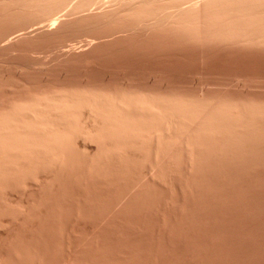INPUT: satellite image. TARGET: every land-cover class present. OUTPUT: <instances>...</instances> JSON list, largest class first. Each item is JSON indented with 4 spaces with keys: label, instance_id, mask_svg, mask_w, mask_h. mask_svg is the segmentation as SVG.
<instances>
[{
    "label": "bare ground",
    "instance_id": "bare-ground-1",
    "mask_svg": "<svg viewBox=\"0 0 264 264\" xmlns=\"http://www.w3.org/2000/svg\"><path fill=\"white\" fill-rule=\"evenodd\" d=\"M0 11L5 13V15L8 12H11V14L15 13L17 17L20 18L16 20L19 23H20L19 20H21V18L23 19V21L26 20V22H24L26 23L25 25H27L26 28H29V27L33 28L32 26L38 25L34 28L36 29V31L37 30L39 31V29L42 31L43 29V30H47V32L54 31L55 33L56 32L63 33L65 32L64 31L65 29L68 30L67 27L71 25L72 23H75V22L77 23V21H82L86 19L94 20L95 22L94 24H92L94 26L96 25V22L97 24L100 23L101 25H99V28L100 26L102 27V33L100 35L99 34L97 36L91 35V37L89 38L88 34L85 31L88 32L89 30H92V29L82 31L83 33L77 32L82 35L84 34V32L85 34H87V37L89 39H87V42H85V45L94 44L93 42H96V41L98 42L102 41V43H104L107 40H112V39L115 40V38L117 39L124 38V39H128L127 41H129V44L131 43L132 46L133 45L136 46V44H140L141 46L142 44L144 46H147V48L148 46H150L151 49L155 46V48L157 49L159 48V50H157L159 52H161L160 49L167 50V48L175 49L182 53L183 51H188L189 53L186 52L188 54H192V52L194 51L193 53L196 54L195 56L198 55L199 51H203L202 52L203 54H205L204 51H208V53L206 52V54H209L210 53L209 51H215L217 52V55L222 54L221 52L218 53V51H225V52L227 51L228 53L229 51H232V54L234 52L238 53V52H243V51L244 53L245 51L246 52L250 51V53L251 51H253L256 54V51L257 52L264 51V0H0ZM61 12L63 13L60 14ZM14 18H16V16ZM9 20L12 23V20L11 19ZM23 21L21 20V22ZM86 21L88 22L89 20H86ZM90 22L92 23L93 21H89V23ZM24 23H22V25ZM80 24L82 23L80 22ZM13 25H15V23H13ZM17 25L18 24H16V27ZM94 26H93V29L95 27L97 28V26L95 27ZM69 27H73V25ZM22 28L23 27H21V29ZM78 28L74 29V31H76ZM82 28L84 30L85 26L81 27L79 30L81 31ZM85 29H88V28H85ZM7 30H6V34H8ZM14 31H17V30H14ZM93 31L91 33H93ZM55 33H53L54 36H55ZM74 33L76 32H73V34ZM66 34L67 33H65V36L72 34V33L70 32L67 35ZM27 35L30 36L29 34ZM33 36H34V33H33ZM59 38H62L61 35L59 36ZM7 39H9L10 41V38H7ZM63 40L65 42V39ZM83 40L80 39V41H83ZM118 40H121V39H118ZM118 40L115 43L116 45L119 44ZM3 41H5L4 38L0 41V44L2 45V46L0 45V47H4L2 44L4 43ZM75 41H73V43L75 44V46H77L76 44L80 41L79 40L78 42L76 41L77 43ZM70 43L73 44L72 41H70ZM107 43H109V41H107ZM123 43H125L124 40H123ZM80 44L82 43L80 42ZM121 44L122 43L120 42V45ZM126 44H128V42H126ZM57 45L58 44H56V46ZM70 45H69V48H70ZM128 45L126 47H128ZM61 46H63L62 43H61ZM88 46L89 45L84 46V47L82 46V47L85 48ZM94 46L92 48H94ZM96 46H97V42H96ZM104 46L107 47V45H104ZM132 46L130 48L131 50L135 48V46L134 47ZM79 48H81L80 45H79ZM92 48L91 50H93ZM115 48L116 47L114 46V49ZM124 48L125 46L123 47V49ZM139 48L141 49V47ZM119 49L121 50V48H118L117 51ZM126 49L127 48H125V50ZM72 50H74V53L77 54L78 52V51L76 52L77 49L76 50L72 49ZM106 50L109 51L108 49ZM136 50L139 51L138 47H136ZM142 50H144L143 52L145 53V49L143 48ZM142 50H140L139 52H142ZM49 51H52V50H49ZM115 51L116 50H114L113 52ZM134 51H132V53L136 52V55L137 53H139L137 51L135 52ZM149 51H150V54L147 51L149 56L150 55L152 56L153 54L154 57L153 56L152 57L154 59L159 53L158 52L157 54H155L156 55L155 56L154 53H156L157 51L156 52L154 51V53H151L153 49ZM167 51H170V50H167ZM122 52L121 53L119 52V54L122 55L123 54ZM170 52H172L171 53L173 54L172 56H174V54L176 55L175 57L177 58L174 57L175 59H178L177 54H179V52L177 54L176 52L174 53L173 50H171ZM115 53H113L112 55H114ZM132 53H131V58L129 57V55L127 56L126 54V58L127 57L130 58V59L127 58L129 59V62L134 59L132 58ZM163 53L165 54V56L166 55L168 56V53L166 52H163ZM182 53L180 54V56L182 55ZM228 53L226 55H228ZM64 54L66 55L67 53H64ZM68 54H69V51H68ZM71 54L73 53H71L70 51L69 55ZM89 54H85V55L87 56ZM159 54L161 55V53ZM159 54H158V57L160 56ZM203 54H201L200 56H202ZM83 55L84 54H82V56ZM99 55L98 57H101ZM107 55H108V52H107ZM121 55H117V56L120 57ZM240 55H242V53ZM140 56H138L137 58H139ZM147 56L146 58H149ZM200 56H197V57L199 58ZM204 56L206 57V55ZM252 56L254 57V55ZM262 56H264V54ZM166 57L163 58L162 56L159 59L162 62V59L166 60L168 58ZM184 57L186 56H183V58ZM245 57L246 56H244L242 60L246 61L245 64H248L247 60L244 59ZM115 58H118V57L115 56ZM122 58H124V60H127L125 58V54H124V57L122 56ZM122 58L121 60L123 61ZM144 58L145 57H142V61ZM151 58L150 60L155 62V60ZM187 58H192V57H186L185 59ZM171 59L172 58L169 57L167 60H171ZM194 59L196 60V58ZM205 59L207 60L208 58H205ZM228 59L229 58H227V60ZM237 59L239 61V58ZM259 59L260 58H258V60ZM227 60L225 59V61ZM254 60L257 61V58L253 59V63H254ZM107 61L108 60H106V63ZM173 61L175 60L173 59ZM180 61H182V58L180 59ZM190 61L191 60H189L188 62ZM199 61L200 59L198 60L197 63H202ZM216 61H214L215 64H216ZM221 61H223V59ZM84 62H82V64H84ZM124 62L126 64V61ZM134 62L135 61H133L132 63L133 66L135 64ZM258 62L260 63V61ZM112 63L115 65L117 64L116 66H118V62L115 63L113 61ZM157 63L160 64L158 61ZM177 63H179V61ZM191 63L194 65H197V63L195 64L193 63V61ZM228 63H230V61H228ZM89 64H90L89 66L92 67L93 63L92 64L89 63ZM142 64L140 66H142ZM105 65L106 64H104L103 66ZM109 65L110 64H108V67H110ZM163 65H165V63ZM222 65H224L223 62H222ZM236 65L241 66L242 64L240 63ZM94 66H96V64H94ZM87 67H85V69H87ZM144 67H145V63H144ZM144 67H142V69H144ZM89 69L90 68L88 67V71ZM120 69H121V66H120ZM120 69L119 70L116 69V70L120 71ZM88 71L86 72L88 73ZM75 72H77L76 69H75ZM75 72L73 71V73ZM131 72L127 74H131ZM133 72L134 74H136V72L138 71L135 70ZM89 73L94 74L91 72ZM68 74L66 75V77L68 76ZM80 74H82V71ZM140 75H138L137 77H139ZM100 76L102 75H99V77ZM117 76H118V73H117ZM133 76L134 75L132 74V76L130 75L129 78H127V75H126V78L125 79L123 78L124 80H122L121 83H120V80L118 81V77H117V80L114 79L118 81L117 83H104L102 82L103 77L106 78L104 74L102 78L100 79L101 80L100 82L102 84L97 83V82L89 83L91 79L90 75H89L90 79L86 80V81H89L87 84H81L82 82L77 84L76 82L78 81L74 82V80H76V77H74L75 79L74 80L72 79L74 83L72 84H68L71 81L67 83L68 85H66L65 83H64L65 85H62V83L60 84L59 82H57L61 86L59 84H58L59 86H56L55 84L54 86H51L50 85L51 83H50L49 84L50 86L47 87L44 84L42 88L39 87L41 88L39 90L34 88L36 89V91H33V92L28 91L29 93H26V94L24 93L23 95L19 94L20 96L16 95V96H13V98H11L12 96L10 94V97L8 96V98L10 99H8L7 101H3V102L0 101V239H2L1 244H0V264H46V262H48V257L50 256V250H51L50 247L54 245L55 243H63V244L68 245L69 243L67 242H69L70 239L74 235L75 237H77L79 244H81V246H79L78 248L82 247V243L84 245L85 244L84 242H86L91 237L87 236L88 234L86 236L83 235L84 233L82 235H79L78 237V234L76 233V231H72L74 229L71 228V229H68L70 231H65L66 226L63 225L65 223L64 220L66 218H69L70 215L76 221L78 220L81 221L80 218H82L84 215L83 206L87 199L82 197L80 195L81 193L79 194L77 192L79 188L81 187V185H85V187L87 188H90L95 184L101 185L102 179L105 182L106 181L115 182L117 179L123 182L125 189L121 191L119 190L120 193L116 197V200L113 201V206H111V208L113 207V209H110L111 211L113 210L118 211L120 209L119 211L121 213V210L123 208L124 209L128 208L131 204L139 203V202L146 203L147 200H148V203H150V201L153 199L155 195L160 196L161 195L160 193L162 192L166 193L167 191L170 192V195H169V192L166 193L168 195L166 197L170 198L171 200V202L170 201L169 202L171 204V207L173 208L172 210L178 211V209H184L183 204L185 201H187L189 194H195L201 197V199L205 197V201H206V197L208 195L214 196L215 191L221 187V184L223 183V181L221 180L227 179L231 175L234 176L235 174H242L251 169H257L260 167H264V96H256V94L251 95L248 93L241 94V95L240 94L233 95L229 93L220 94L219 91L218 93H210L211 91L210 92L207 91L206 90L207 88L205 89V91L207 92H205L203 88L202 90L204 92L201 93L202 91L198 92L199 90L189 91L188 89L184 90V88L182 89L179 88L180 86L176 87V86H173L172 84L171 86L167 84L166 82H165L166 84H164L163 82L164 80L162 79L163 81H161L157 79L158 77L156 75H155L156 77L153 76L154 77L153 81H156L157 83L151 82V81L150 82L145 81V79H144V82L142 81L137 82L138 80L140 81V78H137V81L133 82L136 79L135 76H134L135 78L134 80L130 79ZM69 77H70V74H69ZM69 77L67 78L70 79L71 77L70 78ZM111 78H114V76L112 77L109 76V78L106 80H109ZM115 78H116V75H115ZM160 81L163 83H161ZM173 84H175V82ZM37 85L40 86V84H37ZM250 91L251 90H249V92ZM256 92H259V91H256ZM263 94L264 92L262 93V95ZM2 98L4 99V97ZM92 145H94L95 147ZM90 146L94 148H91ZM248 174H245V175H248ZM242 181L240 182L242 183ZM67 182H70L71 186L68 187ZM67 191H71L73 193V196L69 200V202L72 201L73 203L76 202L77 204V207L72 209V211H69L68 204L65 205L67 203V199H66L67 197L65 196ZM244 192L245 191H243V193ZM164 193H162V195ZM25 196L28 197V199H25ZM263 197L264 196L262 195V198ZM217 201L219 200L217 199ZM236 201H237V198H236ZM239 201L240 199L238 200V203ZM180 202H183V204L181 203L183 206H180ZM229 202L231 203L232 201L229 200ZM98 203L100 204V202ZM148 203H147V206L149 205ZM74 206H75V203H74ZM137 207H139V205ZM143 212L145 211H142V213ZM195 212H196V209H195ZM253 214L255 215V213ZM261 214H264V211ZM177 216H175V218ZM178 218H176V220ZM194 218H197V217H194ZM113 219H115V216ZM235 219H233V221ZM74 220H73V223L75 222ZM84 221L86 222V220ZM161 221L164 222L163 220ZM89 223L87 224L89 225ZM142 223L143 222L141 221L140 224ZM150 224H152V222ZM203 226H206V225H203ZM207 226H209V224ZM78 227L79 226H77V228ZM90 228H93V226ZM116 228L117 227L115 226V230H117ZM151 228L152 227H150L149 230L153 231V229ZM175 228L177 229V227ZM179 228H181V226ZM192 228H194V226ZM94 229L95 227L92 230ZM103 229L101 231L105 234L104 232L105 229L104 231ZM133 230L136 231L135 228ZM212 230H215V229L213 228ZM158 232H161V230ZM158 232H156V234ZM111 233H113V231ZM215 233L217 232L215 231ZM144 234L147 235L146 233ZM174 234H175V231H174ZM221 234H222V231H221ZM91 235L93 236V234ZM239 235H236V236H239ZM114 236L116 237V235ZM203 237H205L204 234H203ZM239 237L240 239H242L241 236ZM72 239L76 240V238H72ZM92 239L94 240V238H91V240H88V241H92ZM176 239H177V236H176ZM185 239L186 238L183 239V242ZM101 240H104V239H101ZM126 240L128 239L126 238ZM222 240L223 239H221V241ZM245 240H246V236H245ZM255 240L257 241V239ZM111 241L113 240L111 239ZM74 243H71V244H74ZM132 243L134 244V242ZM169 243H171V240ZM173 244L174 243L172 242L171 245ZM192 245H195V244H192ZM71 247L73 248L72 245ZM165 247L166 246H164V248ZM218 247H221V246L218 245ZM186 248L188 249V247ZM118 249L120 250V248ZM139 249H136V250H139ZM208 249H210V247ZM73 251L74 249L72 250L69 249V251L67 252V255L65 256V259L63 260L64 261L63 264H84L83 262L85 261H83V257L82 258H73V257L71 258V256H74L72 255ZM76 251L75 252L77 254H80L78 253V250ZM177 252H174V255ZM206 253H208V251ZM92 255L93 254H91L90 256ZM216 255L218 256L219 254H216ZM214 259L212 261H214Z\"/></svg>",
    "mask_w": 264,
    "mask_h": 264
},
{
    "label": "rangeland",
    "instance_id": "rangeland-1",
    "mask_svg": "<svg viewBox=\"0 0 264 264\" xmlns=\"http://www.w3.org/2000/svg\"><path fill=\"white\" fill-rule=\"evenodd\" d=\"M0 41L4 38L5 41H3L4 43L3 46L4 47H0V101L3 102V101H7L8 99V96L10 97V94H11V98H13V96H20V95H23L24 93H29V92H33V91H36L41 89L42 86L45 84L47 87L48 86H54V84L56 86H59L61 83L62 85H68V84H72L76 81L77 84L81 83V84H87L89 81H86V80H89V75L91 77L90 79V82L89 83H101L100 79L102 78V76L105 74L106 78L103 77V80L102 82L104 83H117L119 80H120V83L122 80H124L126 78V75H127V78H129V76L132 74L135 76L130 78V79H135L133 82H136L137 81V78H140V81L138 80L137 82H144V79L145 81H151V82H155L157 83L156 81H153L154 80V77H158L157 79L161 80L164 82V84H169V85H173V86H176V87H179V88H184V90H189V91H202L201 93H203L205 91V89L207 91H211L210 93H219L220 94H251V95H255L256 96H264V94L262 95V93L264 92V56H262L264 54V51H256V54L251 51H244L243 52H234L236 54L233 53L232 54V51H229V53L226 51H218V53H222L221 55H217V52L215 51H209L210 53L209 54H206V52L208 53V51H204L205 54H203L202 52L203 51H199L201 54H203L202 56H200L201 54L198 52V55L197 56H200L199 58L197 56H195L196 54H194L192 51V54H188L189 52L188 51H183L182 52H179L175 49H168L167 50H173V52L175 53L176 51V54L179 52L178 55V59H175L177 57H175L176 55L174 54V56H172L173 54H171L172 52L170 51H167V50H161V52L157 51L159 50V48H155V46L152 48L153 51L151 53H154V51L157 54L158 52L161 53V55L158 57V54L157 56L155 57V59L153 58V54L152 56L150 54V51L149 50H152L150 46H144L141 44H136L132 46V44L130 43L129 44V41H127L128 39H122V38H118V39H121V40H118L117 38L112 39V40H107L109 41V43H107V41H103L104 43H102V41L97 42V46H96V42H93L94 44H87L89 45L88 47H85L83 48L84 46H87L85 45V42H87V39H89L92 36H97L98 34L100 35L102 33V27L100 26L99 28V25H101L100 23L97 24L96 22V25L97 28L92 25L94 24V20H91V19H86V20H89V21H93L92 23L89 21L87 22L86 20H82V21H77V23H72L71 25L69 26H72L74 27V29L78 28V27H84L85 28H88V29H85L83 30V28L81 29V31L79 30L80 28H78L76 31H74L73 27H67L68 30H64L65 32H54V31H48L47 30H43V33L42 31L39 29V31L37 32L36 29H34L36 26L38 25H34L32 26L33 28L29 27V28H26L27 25H25L26 23V20L23 21V19L21 18V20L23 22L20 21V23L16 20L20 19L17 17V15L15 13H12L11 12H8L6 13H3L2 11H0ZM63 12H61L60 14H62ZM59 14V15H60ZM3 15V16H2ZM9 15V16H8ZM2 16V17H1ZM16 16V18L14 17ZM5 17V19H4ZM10 17V18H8ZM7 18V19H6ZM15 20H14V19ZM12 20V23L10 22V20ZM9 22H7V21ZM3 21V22H2ZM85 21V22H84ZM80 22L82 24H80ZM11 23V24H10ZM13 23H15V25H13ZM22 23H24L22 25ZM89 23V24H87ZM16 24L17 27H16ZM75 24V25H74ZM78 24V25H77ZM84 24V25H83ZM9 25V26H8ZM90 28H89V26ZM92 25V26H91ZM7 26V27H6ZM78 26V27H77ZM87 26V27H86ZM93 26L95 27L93 29ZM16 27V28H15ZM21 27H23L21 29ZM92 27V28H91ZM8 28V30H7ZM20 30H19V29ZM70 28V29H69ZM89 29H92V30H89ZM96 29V30H95ZM98 29V30H97ZM6 30H7V33L6 34ZM11 30V31H10ZM14 30H17V31H14ZM22 30V31H21ZM29 30V31H28ZM33 32H32V31ZM71 30V31H69ZM76 32L73 34V32ZM85 30H89L88 32L85 31ZM94 30V31H93ZM25 31V33H24ZM41 31V32H40ZM68 31V32H67ZM82 31H85L87 34H88V37H87V34H80V33H83ZM93 31V33H91ZM98 31V32H97ZM31 32V33H30ZM37 32V33H36ZM72 33V34H69L67 35L68 33ZM77 32H80V33H77ZM90 32V34H89ZM95 32V33H94ZM14 33V34H13ZM33 33H34V36H33ZM49 33V34H48ZM55 33V36L54 34ZM65 33H67L65 36ZM23 34V35H22ZM27 34H29L30 36H28ZM43 34V35H42ZM48 34V35H47ZM76 34V35H75ZM22 35V36H21ZM32 35V36H31ZM50 35V36H49ZM53 35V36H52ZM61 35L62 38H59V36ZM63 35V36H62ZM78 35V36H77ZM82 35V37H81ZM8 36V37H7ZM11 36V37H10ZM25 36V37H24ZM38 36V37H37ZM48 36V37H47ZM60 40H58L57 38ZM70 36V38H69ZM85 36V37H84ZM44 37V38H43ZM47 37V38H46ZM52 37V38H51ZM55 37V38H54ZM72 37V38H71ZM81 37V38H79ZM84 37V38H83ZM7 38H10V41L9 39ZM35 38V39H34ZM42 40H41V39ZM79 38V39H78ZM13 39V40H11ZM44 39V40H43ZM65 39V42L64 40ZM80 39H84L83 41H80ZM118 40L119 44L116 45V41ZM69 40V41H68ZM78 42V40L82 43L80 44V42ZM123 40L125 43H123ZM10 43H8V42ZM49 41V42H48ZM52 41V42H51ZM60 43H59V42ZM70 41H75L77 44V46H75V44H71ZM51 42V43H50ZM55 42V43H53ZM68 42V43H67ZM117 42V43H118ZM120 42L122 43L120 45ZM126 42H128L129 45H131L132 47L135 46V48H133L135 51L136 50V47H138V50H142L143 48L145 49V53L143 52L144 50H142V52H139L137 53L136 55V52L131 48V46H129L128 44H126ZM61 43L63 46H61ZM84 43V44H83ZM107 43V44H105ZM55 44V45H54ZM56 44H58L56 46ZM68 46H67V45ZM71 44V45H70ZM100 44V45H98ZM102 44V45H101ZM112 44V45H111ZM116 47L114 49V46ZM1 45V44H0ZM69 45H70V48H69ZM75 47H74V46ZM79 45L81 46V48H79ZM95 45V46H94ZM104 45H107V47H105ZM128 45V47H126ZM2 46V45H1ZM59 46V47H58ZM83 46V47H82ZM94 46V48H92ZM119 46V47H118ZM125 46V48H127L125 50V48L123 49V47ZM143 46V47H142ZM55 47V48H54ZM61 47V48H60ZM67 47V48H66ZM98 47V49H97ZM141 47V49L139 48ZM54 48V49H53ZM59 48V49H57ZM65 48V49H64ZM91 48L93 50H91ZM105 48V49H104ZM110 48V49H109ZM118 48H121V50L119 49L118 51L121 53L122 51V55L119 54V52L117 51ZM63 49V50H62ZM69 49V50H68ZM71 49V50H70ZM72 49H77L76 52L77 54L74 53V50ZM106 49H108L109 51H107ZM130 49V50H128ZM49 50H52V51H49ZM54 50V51H53ZM63 52H61V51ZM101 50V51H100ZM111 50V51H110ZM114 50H116L115 52H113ZM125 50V51H124ZM128 50V51H127ZM67 51V52H66ZM68 51H69V54H70V51L71 55L68 54ZM73 51V52H72ZM99 51V52H98ZM104 51V53H103ZM106 51V52H105ZM132 51H134L135 53H132ZM149 54H148V52ZM170 52L168 53V58H172L171 60H167L168 58L165 56V54L163 52ZM41 52V53H40ZM87 52V53H86ZM107 52H108V55H107ZM118 52V53H117ZM127 52V53H125ZM147 52V53H146ZM188 52V53H186ZM197 52V51H196ZM195 52V53H196ZM215 52V53H214ZM250 54H249V53ZM60 53V55H59ZM64 53H67L66 55ZM79 53V54H78ZM81 53V55H80ZM90 53V54H89ZM95 55H94V54ZM100 53V55H99ZM113 53H115L114 55H112ZM131 53H132V58L136 59L138 56L141 55L142 53V57H145L144 60L142 61V57L140 56L139 58H137L136 60H131L129 62V59L131 58ZM182 53V55L180 56V54ZM188 55H186V54ZM224 53V54H223ZM228 53V55H226ZM242 53V55H240ZM244 53V54H243ZM259 53V54H257ZM82 54H84V58L82 56ZM85 54H89V55H85ZM101 56V57H98V55ZM124 54H125V58H126V54L127 56L129 55V59L127 60H124V58H122V56L124 57ZM135 54V56H134ZM140 54V55H139ZM145 54V55H144ZM148 54V56H147ZM164 54V55H163ZM171 54V55H169ZM200 54V55H199ZM212 54V55H211ZM231 54V55H230ZM238 54V55H237ZM57 55V56H56ZM76 55V56H75ZM94 55V56H92ZM105 55V56H104ZM110 55V56H109ZM117 55H121L120 57L123 59V61L121 60V58ZM206 55V57L204 56ZM209 55V57H208ZM251 55V56H250ZM254 55V57L252 56ZM262 58H261V56ZM78 56V57H77ZM114 56V57H113ZM118 57V58H115ZM149 57V58H146ZM163 56V58H167L166 60H163L162 59V62L159 58H161ZM172 56V57H171ZM183 56H186V57H192V58H187L185 59L186 57L183 58ZM208 58L207 60L204 58ZM219 56V57H218ZM222 56V57H220ZM246 56L244 59L247 60V63L249 64H245L246 61H243V57ZM249 56V57H247ZM257 56V57H256ZM61 57V58H60ZM69 57V59H68ZM88 57V58H87ZM96 57V58H94ZM110 59H109V58ZM152 57V58H151ZM175 57V58H174ZM182 58V61H180V59ZM236 57V58H235ZM242 57V58H240ZM66 58V59H65ZM99 58V59H98ZM102 58V59H101ZM113 58V59H112ZM120 58V59H119ZM151 59H154V61L150 60ZM196 58V60L200 59L199 62H202V63H197L196 60L194 59ZM204 58V60H203ZM210 58V59H209ZM219 58V59H218ZM223 61H221L222 59ZM227 58H229L227 60ZM239 58V61L238 59ZM252 58V59H251ZM257 58V61L254 60V63H253V59H256ZM258 58H260L258 60ZM57 59V60H56ZM91 59V61H90ZM93 59V60H92ZM96 59V60H95ZM105 62H104V60ZM118 59V61H117ZM139 59V60H138ZM141 59V61H140ZM160 61H159V60ZM173 59L175 61H173ZM185 59V61H184ZM193 59V60H192ZM225 59L227 61H225ZM233 59V60H232ZM237 59V60H236ZM263 59V60H262ZM59 60V61H58ZM66 62H65V61ZM103 60V61H101ZM106 60H111L112 62L114 61L115 63L118 62V66H116L115 64H113L111 61H107L106 63ZM121 60V61H119ZM148 60V61H147ZM189 60H191L190 62H188ZM213 60V61H212ZM218 60V61H216ZM262 60V61H261ZM86 63H85V62ZM89 61V62H88ZM96 61V62H95ZM99 61V62H98ZM126 61V65L125 62ZM133 61H135L134 63V66H133ZM139 61V62H138ZM157 61L161 64H158ZM165 61V62H164ZM179 61V63L177 62ZM193 61V63H197V65H194L192 64L191 62ZM207 61V62H206ZM214 61H216V64L214 63ZM228 61H230V63H228ZM238 61V62H237ZM243 61V62H242ZM258 61L263 62V63H259ZM61 62V63H59ZM82 62H84V64H82ZM88 62V63H87ZM98 62V64H97ZM102 62V63H101ZM104 62V63H103ZM124 62V63H122ZM138 62V63H137ZM143 62V64H142ZM148 62V63H147ZM151 62V63H150ZM169 62V63H168ZM172 62V63H171ZM183 62V63H182ZM188 62V63H187ZM205 62V63H204ZM221 62V64H220ZM222 62L224 65H222ZM225 62V63H224ZM235 62V63H234ZM65 63V64H63ZM89 63H93L92 67L89 66L90 64ZM115 66H113L112 64ZM120 63V65H119ZM144 63H145V67H144ZM154 63V64H153ZM165 63V65H163ZM176 63V64H174ZM242 64L241 66L240 65H236V64ZM244 63V64H243ZM252 63V64H251ZM87 64V65H86ZM94 64H96V66H94ZM101 66H100V65ZM104 64L106 65L103 66ZM108 64H110L108 67ZM125 64V66H124ZM130 64V66H129ZM137 64V66H136ZM142 64V66H140ZM180 64V66H179ZM220 64V65H219ZM228 64V65H226ZM236 66H234V65ZM251 64V65H250ZM60 65V66H59ZM98 65V66H97ZM182 65V66H181ZM231 65V66H230ZM233 65V66H232ZM68 66V67H67ZM83 66V67H82ZM90 68L89 71H88V67ZM94 66V67H93ZM120 66H121V69H120ZM129 66V67H127ZM239 66V67H238ZM70 67V69H69ZM85 67H87V69H85ZM124 70H123V68ZM135 67V69H134ZM137 67V68H136ZM142 67H144V69H142ZM94 68V69H93ZM108 68V69H107ZM110 68V70H109ZM129 68V70H128ZM131 68V69H130ZM140 68V69H139ZM69 69V70H68ZM72 69V70H71ZM75 69L77 70V72H75ZM79 69V70H78ZM93 71H92V70ZM120 69V71H117V70ZM126 69V70H125ZM142 69V70H141ZM68 70V71H67ZM91 70V71H90ZM138 71L136 72V74H134L133 71ZM71 71V73H70ZM73 71L76 73H73ZM82 71V74H80ZM85 71V72H84ZM86 71L91 72V73H94V74H88ZM123 71V72H121ZM128 71V72H127ZM131 74H127V73H130ZM79 72V73H78ZM121 72V73H120ZM70 74V77H69V74ZM117 73H118V76H117ZM120 73V74H119ZM68 74L67 77H69L70 79H68L66 77V75ZM74 74V75H72ZM84 74V75H83ZM97 74V76H96ZM110 74V75H108ZM141 74V75H140ZM156 76H155V75ZM79 75V76H78ZM88 75V77H87ZM99 75H102L99 77ZM115 75H116V78H115ZM138 75H140L139 77H137ZM73 76V77H72ZM82 76V77H81ZM84 76V77H83ZM108 76V77H107ZM112 76H114V78H111L109 80H106ZM120 76V77H119ZM124 76V77H123ZM143 76V78H142ZM154 76V77H153ZM76 77V80H74ZM98 79H97V78ZM117 77H118V81L117 80ZM147 77V78H146ZM57 78V79H56ZM79 78V79H78ZM94 78V79H92ZM124 78V79H123ZM142 78V79H141ZM49 82H48V80ZM63 79V80H62ZM68 79V81H67ZM74 82H73V80ZM83 79V80H82ZM99 81H97V80ZM116 79V80H114ZM148 79V80H147ZM151 79V80H149ZM163 79V80H162ZM47 80V81H46ZM58 80V81H56ZM82 80V81H81ZM85 80V81H84ZM93 80V81H92ZM45 81V82H44ZM71 81V82H69ZM95 81V82H94ZM108 81V82H107ZM115 81V82H114ZM160 81V82H161ZM175 84H173L174 82ZM47 82V83H46ZM55 82V83H54ZM59 82V83H57ZM69 82V83H68ZM161 82V83H163ZM166 82V83H165ZM51 83V84H50ZM57 83V84H56ZM65 83V84H64ZM68 83V84H67ZM37 84H40V86H38ZM50 84V85H49ZM59 84V85H58ZM102 84V83H101ZM180 84V85H179ZM171 85V86H172ZM35 86V87H34ZM44 86V87H46ZM61 86V85H60ZM184 86V87H183ZM41 87V88H39ZM43 87V88H44ZM187 87V88H185ZM36 88V89H34ZM191 88V89H190ZM204 88V91L202 90ZM219 88V89H218ZM28 89V90H27ZM194 89V90H193ZM201 89V90H200ZM212 89V90H211ZM214 89V90H213ZM217 89V90H216ZM222 91H221V90ZM225 89V90H224ZM228 89V90H227ZM31 90V91H30ZM216 90V91H215ZM232 90V91H231ZM248 90V91H247ZM249 90H251L249 92ZM22 91V92H21ZM29 91V92H28ZM205 91V92H207ZM225 91V92H224ZM237 91V92H235ZM256 91H259V92H256ZM208 92V93H209ZM235 92V93H234ZM239 92V93H238ZM246 92V93H244ZM252 92V93H251ZM256 92V93H255ZM262 92V93H261ZM254 93V94H253ZM261 93V94H260ZM20 94V95H19ZM6 96V98H5ZM2 97H4V100ZM94 146V145H92ZM90 146L91 148H94ZM263 168V169H262ZM254 170V171H253ZM263 171V173H262ZM249 173V174H248ZM245 174H248V175H245ZM252 175V176H251ZM242 176V177H241ZM254 176V177H253ZM248 177V178H247ZM264 167H260V168H257V169H251L245 173H242V174H235L234 176L231 175L229 178L227 179H224V180H221L223 181V183L221 184V187L215 191V194H218L216 195L215 197L213 195H208L206 197V201H205V197H203L201 199V197L195 195V194H189V197L187 199V201L184 202H180V206H183L184 209H178L177 210H172L173 208L171 207V200L170 198L166 197L168 196L166 193L169 192L167 191L166 193H164L162 195V193H160L161 195H155L153 197V199L150 201V203H148V200L146 201V203H134V204H131L128 208H123L121 210V213H120V209L117 211H111L110 209H113V207L111 208V206H113V201L116 200V197L118 196V194L120 193L121 190L125 189L124 188V183L119 181L118 179L115 181V182H105L103 181L102 179V184H95L93 185L92 187L90 188H87L85 187V185H81V187L79 188V190L77 191L82 197L86 198V202L84 204V215L81 219V221H76L74 220L71 215L69 218H66L64 220V226L65 227V231H70L68 229H74L72 231H76V233L78 234V237L79 235H87V236H90L91 238H94V240L92 239V241H88V240H91V238H89L86 242H84L85 246L83 245L82 243V247L78 248L79 246H81V244H79V241L77 239V237H75V235L72 237V238H76V240H73L72 238L70 239L68 245L67 244H63V243H55L54 245H52L50 247V256L48 257V262H46V264H63L64 263V259H65V256L67 255V252L69 251V249H74V251L72 252V255L74 256H71V258H82L83 257V262L84 264H264V214H261L263 213L264 211V197L262 198V195L264 196ZM232 178V179H231ZM238 179V180H237ZM240 179V180H239ZM247 179V180H246ZM230 180V181H229ZM244 183H243V181ZM257 180V182H256ZM242 181V183L240 182ZM234 184H233V183ZM118 183V185H117ZM228 185H226V184ZM237 183V184H236ZM262 183V184H261ZM67 186H71L70 182H67ZM123 184V185H122ZM224 184V186H223ZM256 184V185H255ZM97 185V186H96ZM231 185V186H230ZM247 185V186H246ZM250 185V186H249ZM116 186V187H115ZM230 186V187H229ZM102 187V189H101ZM83 188V189H82ZM222 188V189H221ZM233 188V189H232ZM252 188V189H251ZM263 188V189H262ZM244 189V190H243ZM85 190V191H84ZM90 190V191H89ZM100 190V191H99ZM115 190V191H114ZM120 190V191H119ZM237 190V191H236ZM239 190V191H238ZM249 190V192H248ZM254 190V191H253ZM97 191V193H96ZM164 191V190H163ZM166 191V190H165ZM236 191V192H235ZM242 191V192H241ZM243 191H245L243 193ZM69 192V193H68ZM76 192V193H77ZM86 192V193H85ZM242 194H240V193ZM248 192V193H247ZM255 192V193H254ZM85 193V194H84ZM110 193V194H109ZM234 193V194H233ZM237 193V194H236ZM114 194V195H113ZM233 194V195H232ZM244 194V195H243ZM247 194V195H246ZM256 194V195H254ZM169 195H170V192H169ZM192 195V196H190ZM240 195V197H239ZM261 195V196H260ZM65 196L67 197V203L65 205L68 204L69 206V211H72V209H74L75 207H77V204L76 202L75 203V206H74V203L72 201L69 202V200L72 198L73 196V193L71 191H67ZM91 196V197H90ZM235 196V197H234ZM244 196V197H242ZM251 196V197H249ZM256 196V197H255ZM197 197V198H196ZM242 197V198H241ZM250 199H249V198ZM158 198V199H157ZM168 198V199H166ZM192 198V199H191ZM201 200H200V199ZM208 198V199H207ZM211 198V200H210ZM227 198V199H226ZM236 198H237V201H236ZM25 199H28V197L25 196ZM162 199V200H160ZM217 199L219 201H217ZM232 201L231 203L229 202V200ZM234 199V200H233ZM240 199L239 203H238V200ZM247 199V200H245ZM155 200V201H154ZM160 200V201H159ZM164 200V201H163ZM214 200V201H213ZM222 200V201H221ZM227 202H225V201ZM243 200V202H242ZM249 200V201H248ZM252 200V201H251ZM112 201V202H111ZM163 201V202H162ZM168 201V202H167ZM170 201V202H169ZM245 201V202H244ZM255 201V203H254ZM100 202V204L98 203ZM162 202V203H161ZM207 202V203H206ZM214 204H213V203ZM220 202V203H219ZM250 202V203H249ZM97 203V204H96ZM147 203L149 204L147 206ZM156 203V204H155ZM161 203V204H160ZM167 206H166V204ZM183 205H182V204ZM186 203V204H185ZM235 203V204H234ZM238 203V204H237ZM252 203V204H251ZM261 203V204H260ZM96 204V205H95ZM102 204V205H101ZM159 204V205H158ZM165 206H164V205ZM196 204V205H195ZM225 204V205H224ZM228 204V205H227ZM231 204V205H230ZM237 204V205H236ZM246 204V205H245ZM88 205V206H87ZM136 205V206H134ZM139 205V207H137ZM157 205V206H156ZM170 205V206H169ZM195 205V206H194ZM208 205V206H207ZM211 205V206H210ZM236 205V206H235ZM242 205V206H241ZM255 205V207H254ZM259 205V206H258ZM93 206V207H92ZM156 206V207H155ZM213 206V207H212ZM230 206V207H229ZM238 206V207H237ZM134 207V208H133ZM143 207V208H142ZM148 207V208H147ZM171 207V208H170ZM201 207V208H200ZM219 207V208H218ZM237 207V208H236ZM252 209H251V208ZM259 207V208H258ZM87 208V209H86ZM137 208V209H136ZM150 208V209H149ZM164 208V209H163ZM191 208V209H190ZM239 208V209H238ZM146 209V210H145ZM159 209V210H158ZM195 209H196V212H195ZM234 209V210H233ZM238 209V210H236ZM241 209V210H240ZM106 210V212H105ZM124 210V212H123ZM127 210V211H126ZM138 212H136V211ZM145 211L142 213V211ZM150 210V211H149ZM162 210V211H161ZM166 210V211H165ZM172 210V211H171ZM205 210V211H204ZM207 210V212H206ZM258 210V211H257ZM263 210V211H262ZM133 211V212H132ZM147 211V212H146ZM156 211V212H155ZM174 211V212H173ZM189 211V212H188ZM231 211V213H230ZM233 211V212H232ZM246 211V212H245ZM249 211V212H248ZM87 212V213H86ZM102 212V213H101ZM118 212V213H117ZM153 212V213H152ZM159 212V213H158ZM171 212V213H170ZM180 212V213H179ZM205 212V213H204ZM240 212V213H239ZM107 213V214H106ZM112 213V214H111ZM120 213V214H119ZM134 213V214H133ZM151 213V214H150ZM177 213V214H176ZM186 213V214H185ZM191 213V214H190ZM194 213V214H193ZM208 213V214H206ZM228 213V214H226ZM248 213V214H247ZM255 213V215L253 214ZM88 214V216H87ZM102 214V215H101ZM112 216H111V215ZM115 214V215H114ZM122 214V215H121ZM128 214V215H127ZM137 214V215H136ZM146 214V215H145ZM155 214V215H154ZM182 214V215H181ZM210 214V215H209ZM214 214V215H213ZM216 214V216H215ZM219 214V215H218ZM247 214V215H245ZM99 215V216H98ZM108 215V216H107ZM132 217H131V216ZM168 215V216H167ZM178 215V216H177ZM181 215V216H180ZM192 215V216H191ZM222 215V216H221ZM236 215V216H235ZM249 215V217H248ZM94 216V217H93ZM115 216V219H113ZM121 218H119V217ZM141 218H140V217ZM148 216V217H147ZM157 216V217H156ZM164 216V217H163ZM171 216V217H169ZM174 216V217H173ZM175 216H177L176 218H178L176 220ZM197 217V218H194V217ZM202 216V218H201ZM208 216V217H207ZM232 216V217H231ZM241 216V217H240ZM86 217V218H85ZM104 219H103V218ZM108 217V218H107ZM110 217V218H109ZM113 217V218H112ZM123 217V219H122ZM134 217V218H133ZM136 217V218H135ZM138 217V218H137ZM146 217V218H145ZM154 217V218H153ZM215 217V218H214ZM238 217V218H237ZM260 217V218H258ZM85 218V219H84ZM93 220H91V219ZM97 218V219H96ZM117 218V219H116ZM170 220H168V219ZM231 218V219H230ZM236 218V219H235ZM254 218V219H253ZM68 219V220H67ZM107 219V220H106ZM120 219V220H119ZM126 219V220H125ZM128 219V221H127ZM140 219V220H139ZM149 219V220H148ZM219 219V220H217ZM226 219V220H225ZM233 219H235L233 221ZM240 219V220H239ZM244 219V220H243ZM251 219V220H250ZM253 219V221H252ZM70 220V221H69ZM73 220L75 221L73 223ZM83 220V221H82ZM86 220V222L84 221ZM99 220V221H98ZM135 222H134V221ZM154 220V221H153ZM161 220H163L164 222H162ZM168 220V221H166ZM176 220V221H175ZM184 220V221H183ZM196 220V221H195ZM202 220V221H201ZM206 220V221H204ZM216 220V221H215ZM67 221V222H66ZM97 221V222H96ZM102 221V222H101ZM107 221V222H106ZM125 221V222H124ZM138 221V222H137ZM141 221L143 222L142 224ZM152 224H150L151 222ZM173 221V222H171ZM190 221V222H189ZM209 221V222H208ZM218 221V222H217ZM223 221V223H222ZM240 221V222H239ZM256 221V222H255ZM70 222V223H69ZM90 222V223H89ZM95 222V223H94ZM123 224H122V223ZM133 222V223H132ZM166 222V223H165ZM183 222V223H182ZM187 222V223H186ZM217 222V223H216ZM243 222V223H242ZM258 222V223H257ZM261 222V223H259ZM89 223V225L87 224ZM103 223V224H102ZM126 223V224H125ZM140 225H139V224ZM149 225H148V224ZM176 223V224H175ZM191 223V224H190ZM194 223V224H193ZM206 223V224H205ZM229 223V224H228ZM232 223V224H230ZM238 223V224H237ZM73 224V225H72ZM80 224V225H79ZM102 224V225H100ZM110 224V225H109ZM113 224V226H112ZM121 224V225H120ZM136 224V225H135ZM162 224V225H161ZM198 224V225H197ZM209 224V226H207ZM215 224V226H214ZM223 224V225H222ZM227 224V225H225ZM235 224V225H233ZM240 224V226H239ZM251 227H250V225ZM260 224V225H259ZM75 225V226H74ZM87 225V226H86ZM98 225V226H97ZM100 225V226H99ZM157 227H155V226ZM162 227H160V226ZM171 225V226H170ZM179 225V226H178ZM187 225V226H186ZM203 225H206V226H203ZM212 225V226H211ZM231 225V226H230ZM248 225V226H247ZM253 225V226H252ZM262 225V226H261ZM70 226V227H69ZM74 228H73V227ZM77 226H79L77 228ZM83 228H82V227ZM93 228L95 227L94 230H92L93 228H90L92 227ZM115 226L117 227L115 230ZM123 226V227H122ZM144 226V227H143ZM149 226V227H148ZM181 226V228H179ZM194 226V228H192ZM196 226V227H195ZM233 226V228H232ZM246 226V227H245ZM259 226V227H258ZM261 226V227H260ZM98 227V228H97ZM105 231H104V229ZM114 227V228H113ZM121 227V228H119ZM132 227V229H131ZM143 227V228H142ZM150 227H152L151 229L152 230H149ZM165 227V228H164ZM169 227V228H168ZM171 227V228H170ZM177 227V229L175 228ZM205 227V229H204ZM217 227V229H216ZM222 227V228H221ZM232 229H230V228ZM255 227V228H254ZM101 228V229H100ZM107 228V229H106ZM123 228V229H122ZM128 230H127V229ZM136 229L133 230V229ZM140 228V229H139ZM155 228V229H154ZM159 228V229H158ZM161 228V229H160ZM215 229V230H212V229ZM236 228V229H234ZM239 228V229H238ZM241 228V229H240ZM77 229V230H76ZM80 229V230H78ZM87 229V230H86ZM98 229V230H97ZM103 229V231L105 232V234L101 231ZM145 231H144V230ZM147 229V230H146ZM163 229V230H162ZM176 229V230H175ZM180 229V230H178ZM188 229V230H187ZM195 229V230H194ZM199 229V230H198ZM228 229V230H226ZM234 229V230H233ZM245 229V230H244ZM248 229V230H247ZM83 230V231H82ZM96 230V231H95ZM115 230V231H114ZM120 230V232H119ZM124 230V231H122ZM149 230V231H148ZM161 232H158L160 231ZM191 230V231H189ZM205 230V231H204ZM218 230V231H217ZM88 231V232H87ZM92 231V232H91ZM97 233H95V232ZM113 231V233H111ZM122 231V232H121ZM131 231V232H130ZM139 231V232H138ZM171 231V232H170ZM174 231H175V234H174ZM215 231L217 233H215ZM221 231H222V234H221ZM239 231V232H237ZM245 231V232H244ZM255 231V233H254ZM128 232V233H127ZM134 232V233H133ZM156 232H158L156 234ZM170 234H169V233ZM173 232V233H172ZM191 232V233H190ZM244 232V233H243ZM250 232V233H249ZM261 232V233H259ZM108 233V234H107ZM120 233V235H119ZM141 237H140V235ZM144 233H146L147 235H145ZM150 233V234H149ZM163 233V234H162ZM182 233V234H181ZM186 233V234H185ZM199 235H198V234ZM237 233V234H236ZM240 233V235H239ZM90 234V235H89ZM93 234V236L91 235ZM97 234V235H96ZM135 236H134V235ZM166 234V235H165ZM191 234V235H190ZM203 234L205 235V237H203ZM216 234V235H215ZM227 236H226V235ZM246 234V235H245ZM254 234V235H253ZM259 234V235H257ZM99 235V236H98ZM116 235V237L114 236ZM125 235V236H124ZM128 235V236H127ZM150 235V236H149ZM153 235V236H152ZM161 237H159V236ZM164 235V236H163ZM177 236V239H176V236ZM188 235V236H187ZM213 235V236H212ZM231 235V236H230ZM236 235H239L241 236L242 239H240L239 236H236ZM113 236V237H112ZM127 236V237H126ZM131 236V238H130ZM138 236V237H137ZM157 236V237H156ZM166 236V237H165ZM187 236V237H186ZM192 236V237H190ZM198 236V237H197ZM200 236V237H199ZM236 236V237H234ZM245 236H246V240H245ZM260 236V238H259ZM97 237V238H95ZM103 237V238H101ZM119 237V238H118ZM134 237V238H133ZM137 237V238H136ZM169 237V238H167ZM173 237V238H172ZM226 237V238H225ZM255 237V238H254ZM263 237V239H262ZM121 238V239H120ZM125 238V239H123ZM126 238L128 240H126ZM144 238V239H143ZM163 238V239H162ZM165 238V239H164ZM186 238L183 242V239ZM190 238V239H189ZM206 238V239H205ZM213 238V239H212ZM228 238V239H227ZM233 238V239H232ZM250 238V239H249ZM101 239H104V240H101ZM111 239L113 241H111ZM150 239V240H149ZM161 239V240H160ZM205 239V241H204ZM216 239V240H215ZM221 239H223L221 241ZM227 239V241H226ZM239 241H238V240ZM257 239V241L255 240ZM262 239V240H261ZM97 240V241H96ZM106 240V241H105ZM133 240V241H131ZM148 240V241H147ZM153 240V241H151ZM159 240V241H158ZM167 240V241H166ZM171 240V243H169ZM245 240V241H244ZM255 240V241H254ZM1 241L2 239H0V244H1ZM103 241V242H101ZM120 241V242H119ZM138 241V242H136ZM151 241V242H150ZM156 241V242H154ZM158 241V242H157ZM164 241V243H163ZM198 241V242H197ZM211 241V243H210ZM215 241V242H214ZM219 241V242H218ZM248 241V242H247ZM260 241V242H259ZM74 243V244H71V243ZM88 242V243H87ZM101 242V243H100ZM110 244H109V243ZM124 242V244H123ZM134 242V244L132 243ZM148 242V244H147ZM161 242V243H160ZM172 242L174 243L173 245ZM180 242V244H179ZM197 242V243H196ZM200 242V243H199ZM204 244H203V243ZM209 242V243H208ZM214 242V244H213ZM227 242V243H226ZM243 242V243H242ZM116 243V244H115ZM131 243V245H130ZM138 243V244H137ZM143 243V244H142ZM188 243V244H187ZM208 243V245H207ZM222 245H221V244ZM226 245H225V244ZM236 243V244H235ZM251 243V244H250ZM253 243V244H252ZM73 246V248L71 247V245ZM89 244V245H88ZM93 244V245H92ZM97 244V245H96ZM104 244V245H103ZM115 244V245H114ZM123 244V245H122ZM147 244V246H146ZM162 244V245H161ZM181 246H179V245ZM192 244H195V245H192ZM201 246L199 247L198 246ZM204 246H203V245ZM213 244V245H211ZM228 244V246H227ZM61 245V246H60ZM91 245V246H90ZM96 245V246H95ZM128 245V246H127ZM136 245V246H134ZM154 245V246H153ZM184 245V246H183ZM210 245V246H209ZM218 245H220L221 247H218ZM252 245V246H251ZM255 245V246H253ZM63 246V248H62ZM90 246V247H89ZM94 246V248H93ZM134 246V247H133ZM142 246V247H141ZM146 246V247H145ZM156 246V247H155ZM158 246V247H157ZM162 246V247H161ZM164 246H166L164 248ZM169 246V247H168ZM176 246V247H175ZM196 246V247H195ZM225 248H224V247ZM239 246V247H237ZM68 247V248H67ZM77 247V248H76ZM123 247V248H122ZM136 247V248H135ZM150 247V248H149ZM182 247V248H181ZM188 247V249L186 248ZM192 247V248H191ZM210 247V249H208ZM223 247V248H222ZM232 247V248H231ZM247 247V248H245ZM250 247V248H248ZM102 248V249H101ZM116 248V249H115ZM120 248V250L118 249ZM132 248V249H130ZM140 248V249H139ZM147 248V249H146ZM158 248V249H157ZM163 248V249H162ZM176 248V249H175ZM202 248V249H200ZM213 248V249H212ZM221 248V249H219ZM78 250V253L80 254H77L76 250ZM82 249V250H81ZM84 249V250H83ZM129 249V251H128ZM136 249H139V250H136ZM152 249V250H150ZM172 252H170L169 251ZM183 251H182V250ZM218 249V250H217ZM232 249V250H231ZM241 249V250H240ZM65 250V251H64ZM93 250V251H92ZM102 250V252H101ZM109 250V251H108ZM133 250V251H132ZM135 250V251H134ZM158 250V251H157ZM196 253H195V251ZM201 250V252H200ZM234 250V251H233ZM236 250V252H235ZM244 250V251H243ZM261 250V251H260ZM76 251V252H75ZM99 251V252H97ZM106 251V252H105ZM112 251V252H111ZM153 251V252H152ZM155 251V253H154ZM161 251V253H160ZM165 251V252H163ZM169 251V253H168ZM179 251V252H177ZM185 251V252H184ZM194 251V252H193ZM204 251V252H203ZM208 251V253H206ZM227 251V252H226ZM229 251V252H228ZM75 252V254H74ZM84 252V253H83ZM132 252V253H131ZM141 252V253H140ZM157 252V253H156ZM174 252H177L175 253L174 255ZM183 252V253H182ZM262 252V253H261ZM105 253V254H104ZM140 253V254H139ZM150 253V254H149ZM160 253V254H159ZM212 253V254H211ZM214 253V254H213ZM227 253V254H226ZM230 253V254H229ZM233 253V255H232ZM244 253V254H243ZM255 253V254H254ZM64 254V255H63ZM85 254V255H84ZM91 254H93L92 256H90ZM100 254V255H99ZM120 254V255H119ZM123 254V255H122ZM136 254V256H135ZM168 256H167V255ZM171 254V255H170ZM178 254V255H177ZM196 254V255H194ZM216 254H219L218 256ZM63 255V256H62ZM79 255V256H78ZM125 255V256H124ZM130 255V256H129ZM165 255V256H164ZM182 255V256H181ZM199 255V257H198ZM240 255V256H239ZM242 255V256H241ZM263 255V256H262ZM109 256V257H107ZM128 256V257H127ZM143 256V257H142ZM148 256V257H147ZM151 256V258H150ZM164 256V257H162ZM173 256V257H172ZM215 256V257H214ZM217 256V257H216ZM228 256V257H227ZM235 256V257H234ZM92 257V258H91ZM135 257V258H134ZM177 257V258H176ZM200 259H198V258ZM238 257V258H237ZM240 257V258H239ZM86 258V259H85ZM99 258V259H98ZM127 258V259H126ZM138 258V259H137ZM146 258V259H145ZM148 258V259H147ZM161 258V259H160ZM169 258V259H168ZM180 258V259H179ZM204 258V259H203ZM215 258V259H214ZM217 258V260H216ZM236 258V259H235ZM156 259V260H155ZM184 261H183V260ZM209 259V261H208ZM214 259V261H212ZM224 259V260H223ZM230 259V260H229ZM235 259V260H233ZM256 259V260H255ZM91 260V261H89ZM122 260V261H121ZM172 260V261H171ZM178 262H177V261ZM211 260V262H210ZM219 260V261H218ZM250 260V261H249ZM61 261V262H60ZM137 261V262H135ZM154 261V262H153ZM225 261V263H224ZM257 261V262H256ZM135 262V263H134ZM148 262V263H147ZM189 262V263H188ZM193 262V263H192ZM234 262V263H233ZM237 262V263H236Z\"/></svg>",
    "mask_w": 264,
    "mask_h": 264
}]
</instances>
